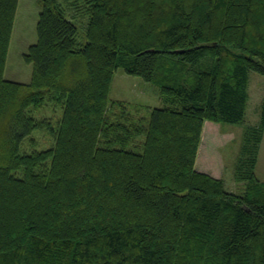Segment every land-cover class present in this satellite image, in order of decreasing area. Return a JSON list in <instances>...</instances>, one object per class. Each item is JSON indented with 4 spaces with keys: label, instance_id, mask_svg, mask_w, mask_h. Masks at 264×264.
I'll use <instances>...</instances> for the list:
<instances>
[{
    "label": "trees",
    "instance_id": "1",
    "mask_svg": "<svg viewBox=\"0 0 264 264\" xmlns=\"http://www.w3.org/2000/svg\"><path fill=\"white\" fill-rule=\"evenodd\" d=\"M18 3L0 0V264H264V97L242 192L195 169L204 122L241 123L264 77V0H40L27 84L4 78ZM119 68L158 89L147 120L109 102ZM46 103L56 128L28 115ZM41 125L52 146L21 153Z\"/></svg>",
    "mask_w": 264,
    "mask_h": 264
},
{
    "label": "rangeland",
    "instance_id": "2",
    "mask_svg": "<svg viewBox=\"0 0 264 264\" xmlns=\"http://www.w3.org/2000/svg\"><path fill=\"white\" fill-rule=\"evenodd\" d=\"M40 0H19L14 27L8 49L4 78L9 81L27 84L31 79L32 65L24 61V55L37 40L36 24L40 12ZM78 39L84 30L85 18H78ZM248 100L244 120L237 124L206 121L203 125L201 142L198 148L195 169L223 180L227 191L240 193L243 184L233 176L234 165L239 153L244 127L254 125L259 120L260 105L264 97V77L256 72L248 74ZM125 102L134 119L149 117L154 108L162 106L158 89L138 76L126 74L121 68L114 73L109 102ZM119 113V108L111 106L108 114ZM62 110L52 103H46L36 110L29 109L28 115L34 120L48 122L56 128ZM42 126V125H41ZM47 126L39 127L21 145V153H31L50 148L53 139L47 133ZM140 152L141 148L134 149ZM256 178L264 182V132L260 142Z\"/></svg>",
    "mask_w": 264,
    "mask_h": 264
},
{
    "label": "crops",
    "instance_id": "3",
    "mask_svg": "<svg viewBox=\"0 0 264 264\" xmlns=\"http://www.w3.org/2000/svg\"><path fill=\"white\" fill-rule=\"evenodd\" d=\"M205 122H206V121H205ZM205 122H204V124H205ZM204 124H203V125H204ZM202 129H203V128H202ZM201 136H202V135H201Z\"/></svg>",
    "mask_w": 264,
    "mask_h": 264
}]
</instances>
